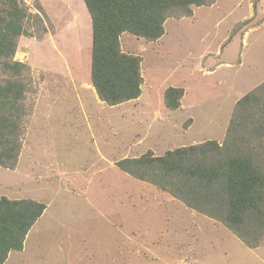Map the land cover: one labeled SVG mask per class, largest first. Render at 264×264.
I'll list each match as a JSON object with an SVG mask.
<instances>
[{
	"label": "rangeland",
	"instance_id": "374dc122",
	"mask_svg": "<svg viewBox=\"0 0 264 264\" xmlns=\"http://www.w3.org/2000/svg\"><path fill=\"white\" fill-rule=\"evenodd\" d=\"M19 5L27 34L10 59L0 57V83L25 84L21 147L13 167H0V197L34 199L45 209L5 264H264V236L249 247L116 164L222 141L236 101L264 80V0L191 5V15L168 17L156 40L123 32L122 51L140 57L141 92L115 105L89 79L83 0ZM8 9L0 0V16ZM7 60L28 68L9 70ZM169 86L184 90L173 110L164 103Z\"/></svg>",
	"mask_w": 264,
	"mask_h": 264
},
{
	"label": "trees",
	"instance_id": "16d2710c",
	"mask_svg": "<svg viewBox=\"0 0 264 264\" xmlns=\"http://www.w3.org/2000/svg\"><path fill=\"white\" fill-rule=\"evenodd\" d=\"M213 1L83 0L91 20L89 79L98 97L115 105L140 95V57L122 51L123 32L156 40L164 33L168 17L189 16L191 5ZM6 3L9 9L0 16V57L10 59L19 35L27 34L22 20L27 13L20 0ZM2 64L15 72L28 68L20 61ZM24 92L22 82L0 83V167L16 163L22 136L18 104ZM183 94L181 87H167L165 106L178 108ZM116 164L220 221L247 246L257 247L264 236V80L236 101L221 142L208 139L160 155L148 151ZM44 209L45 204L34 199L0 197V264L11 251L23 248L28 231Z\"/></svg>",
	"mask_w": 264,
	"mask_h": 264
},
{
	"label": "crops",
	"instance_id": "0c3cea01",
	"mask_svg": "<svg viewBox=\"0 0 264 264\" xmlns=\"http://www.w3.org/2000/svg\"><path fill=\"white\" fill-rule=\"evenodd\" d=\"M4 1H6V0H4ZM84 9V8H83ZM85 10V9H84ZM86 12L88 13V11L86 10ZM89 14V13H88ZM90 16V15H89ZM90 22H91V20H90ZM17 46H18V44H17ZM18 60H20V59H18ZM21 62V61H20ZM218 141H220V139H218ZM9 255V254H8ZM7 259H8V257H7ZM7 259L5 260V262L7 261ZM5 262H4V264H5Z\"/></svg>",
	"mask_w": 264,
	"mask_h": 264
}]
</instances>
